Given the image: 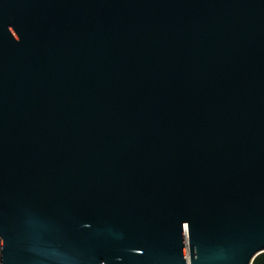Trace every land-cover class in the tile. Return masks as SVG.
<instances>
[{
    "label": "water",
    "instance_id": "water-1",
    "mask_svg": "<svg viewBox=\"0 0 264 264\" xmlns=\"http://www.w3.org/2000/svg\"><path fill=\"white\" fill-rule=\"evenodd\" d=\"M0 264H264V0H0Z\"/></svg>",
    "mask_w": 264,
    "mask_h": 264
}]
</instances>
